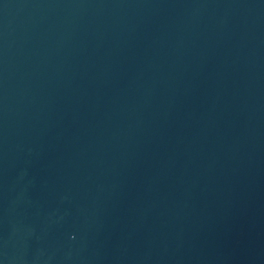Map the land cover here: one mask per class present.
Here are the masks:
<instances>
[{
  "label": "water",
  "instance_id": "95a60500",
  "mask_svg": "<svg viewBox=\"0 0 264 264\" xmlns=\"http://www.w3.org/2000/svg\"><path fill=\"white\" fill-rule=\"evenodd\" d=\"M0 264H264V0H0Z\"/></svg>",
  "mask_w": 264,
  "mask_h": 264
}]
</instances>
